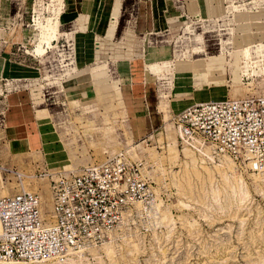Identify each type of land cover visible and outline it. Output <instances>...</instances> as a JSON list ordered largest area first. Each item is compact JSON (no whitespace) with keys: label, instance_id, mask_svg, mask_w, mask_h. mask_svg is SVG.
I'll use <instances>...</instances> for the list:
<instances>
[{"label":"rangeland","instance_id":"1","mask_svg":"<svg viewBox=\"0 0 264 264\" xmlns=\"http://www.w3.org/2000/svg\"><path fill=\"white\" fill-rule=\"evenodd\" d=\"M41 1L34 22L36 0H0V195L48 215L57 170L124 155L153 195L76 264H264V170L203 159L175 123L264 97V0Z\"/></svg>","mask_w":264,"mask_h":264},{"label":"built area","instance_id":"2","mask_svg":"<svg viewBox=\"0 0 264 264\" xmlns=\"http://www.w3.org/2000/svg\"><path fill=\"white\" fill-rule=\"evenodd\" d=\"M175 123L181 144L264 170L263 96L201 102L178 113ZM120 156L78 172L57 170L48 215L37 192L0 195V262L65 263L106 242L124 215L153 195L140 163Z\"/></svg>","mask_w":264,"mask_h":264},{"label":"bare ground","instance_id":"3","mask_svg":"<svg viewBox=\"0 0 264 264\" xmlns=\"http://www.w3.org/2000/svg\"><path fill=\"white\" fill-rule=\"evenodd\" d=\"M41 0H36V2H35V5H34V12H35V15H34V22L37 20V19H40L39 17H41L40 15H42L41 14V12H40V6H41ZM43 4V3H42ZM48 4V3H47ZM53 38V37H52ZM44 52V48L42 47V49L40 50V53H43ZM236 99V98H235ZM211 101H216V100H211ZM221 101H223V100H221ZM206 102H208V101H206ZM200 103V102H199ZM175 145H176V141H175ZM197 149H201V148H197ZM210 149L208 148V147H206V148H202L201 150H200V155L203 157V159H205L206 157V159H209V160H212V157H211V153H210V151H209ZM220 159H231V158H229V157H226V156H224V157H222V158H220ZM232 160V159H231ZM247 165H248V167L251 169V167L249 166V164L248 163H246ZM223 170V169H222ZM69 171V170H68ZM70 171H74L75 172V170H70ZM259 172H261V171H259ZM21 175V174H20ZM227 177V176H226ZM191 187V186H190ZM51 196H52V194H51ZM50 203H51V200H50ZM136 207H139V208H141L142 209V204L141 203H136V205H135ZM113 233V232H112ZM108 246H111L110 244L108 245ZM95 247H97V246H95ZM75 257H72V258H70L67 262H65V263H48V264H76V262L77 261H75V259H74ZM0 264H6V263H2V262H0ZM7 264H15V263H7ZM17 264H25V263H17Z\"/></svg>","mask_w":264,"mask_h":264},{"label":"crops","instance_id":"4","mask_svg":"<svg viewBox=\"0 0 264 264\" xmlns=\"http://www.w3.org/2000/svg\"><path fill=\"white\" fill-rule=\"evenodd\" d=\"M114 2H115V0L113 1V5H114ZM112 8H113V6H112ZM112 8H111V11H112ZM110 14H111V12H110ZM114 30H112L111 32H113ZM130 31H131V28L130 27H128L126 30H125V34H127V35H129L130 34ZM106 34V33H105ZM113 34H114V32H113ZM112 36V35H111ZM106 38V37H105ZM110 40V39H109ZM153 68H154V70L156 71V72H158V71H160L161 69L160 68H158V67H156V66H153Z\"/></svg>","mask_w":264,"mask_h":264}]
</instances>
